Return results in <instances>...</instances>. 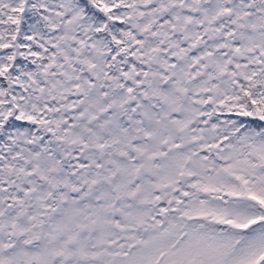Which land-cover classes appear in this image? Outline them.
<instances>
[{"label":"snow or ice","instance_id":"6c2138e0","mask_svg":"<svg viewBox=\"0 0 264 264\" xmlns=\"http://www.w3.org/2000/svg\"><path fill=\"white\" fill-rule=\"evenodd\" d=\"M0 264H264V0H0Z\"/></svg>","mask_w":264,"mask_h":264}]
</instances>
